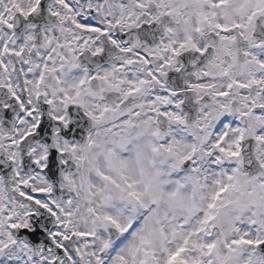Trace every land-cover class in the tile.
I'll use <instances>...</instances> for the list:
<instances>
[{
	"label": "snow or ice",
	"instance_id": "obj_1",
	"mask_svg": "<svg viewBox=\"0 0 264 264\" xmlns=\"http://www.w3.org/2000/svg\"><path fill=\"white\" fill-rule=\"evenodd\" d=\"M0 264H264V0H0Z\"/></svg>",
	"mask_w": 264,
	"mask_h": 264
}]
</instances>
